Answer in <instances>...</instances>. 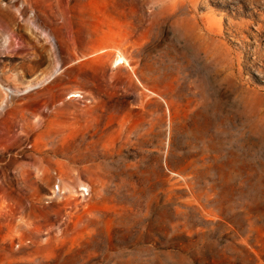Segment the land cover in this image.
Masks as SVG:
<instances>
[{"label":"rangeland","instance_id":"374dc122","mask_svg":"<svg viewBox=\"0 0 264 264\" xmlns=\"http://www.w3.org/2000/svg\"><path fill=\"white\" fill-rule=\"evenodd\" d=\"M0 81V264H264V0H0Z\"/></svg>","mask_w":264,"mask_h":264},{"label":"bare ground","instance_id":"6f19581e","mask_svg":"<svg viewBox=\"0 0 264 264\" xmlns=\"http://www.w3.org/2000/svg\"><path fill=\"white\" fill-rule=\"evenodd\" d=\"M20 7V6H19ZM19 7L17 8V6H16V11H18L17 9H19ZM22 9H20V12L22 13V11H21ZM31 16V15H30ZM28 17V16H27ZM32 17V16H31ZM28 20H29V18H27ZM30 21V20H29ZM28 23V22H27ZM47 33V32H46ZM45 32L43 33L45 36L46 35H49V34H46ZM48 39H50V37H47ZM116 53V52H115ZM122 59H123V57H122V55H121V53H119V52H117L116 54H115V56H114V62L115 63H118V62H120V61H122ZM113 62V63H114ZM57 68H55L54 67V70L52 71V72H56L55 70H56ZM52 72L49 74V76L51 77V74H52ZM55 76V75H54ZM48 78V77H47ZM49 79V78H48ZM0 89H1V98H0V103L3 101V103L4 102H7V99H8V103H9V97H11L10 95L12 94V89L10 88V87H8L7 85H5L2 81H0ZM15 91V90H14ZM27 91V90H26ZM25 92V91H24ZM72 94H76V92H73ZM15 95V94H14ZM75 96H77V95H75ZM79 96V95H78ZM8 97V98H7ZM8 103H7V105H8ZM5 105V104H4ZM4 105H3V107H4ZM1 109H3L2 108V106H1ZM2 111V110H1ZM84 186H80V189L82 190H84Z\"/></svg>","mask_w":264,"mask_h":264}]
</instances>
